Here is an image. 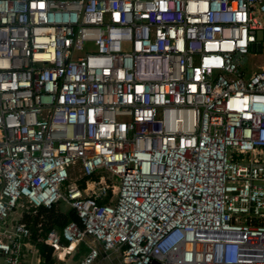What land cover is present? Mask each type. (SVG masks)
Listing matches in <instances>:
<instances>
[{
	"label": "built area",
	"instance_id": "1",
	"mask_svg": "<svg viewBox=\"0 0 264 264\" xmlns=\"http://www.w3.org/2000/svg\"><path fill=\"white\" fill-rule=\"evenodd\" d=\"M262 55L264 0H0L4 264L24 202L77 212L60 260L264 264Z\"/></svg>",
	"mask_w": 264,
	"mask_h": 264
},
{
	"label": "trees",
	"instance_id": "2",
	"mask_svg": "<svg viewBox=\"0 0 264 264\" xmlns=\"http://www.w3.org/2000/svg\"><path fill=\"white\" fill-rule=\"evenodd\" d=\"M89 178H83L79 181L81 187L85 186V182ZM94 179H99V176H95ZM69 185V184H68ZM22 210V218L20 222L25 223L31 230L30 243L38 250L39 257L41 258V264H59L61 263L54 255L53 248L47 246L43 242L38 241L39 237H45L46 234L54 229H63L71 222L79 223L80 219L77 212L72 209L65 202H59L51 209L47 208H35L29 203L24 202ZM42 225V227H40ZM78 252H82L83 248H79Z\"/></svg>",
	"mask_w": 264,
	"mask_h": 264
},
{
	"label": "rangeland",
	"instance_id": "3",
	"mask_svg": "<svg viewBox=\"0 0 264 264\" xmlns=\"http://www.w3.org/2000/svg\"><path fill=\"white\" fill-rule=\"evenodd\" d=\"M92 47H89L88 50H91ZM264 66V55L262 56H252L249 58V62L247 63V70L249 71V73H252L253 71L257 70L255 66ZM75 174L74 179L77 178V176H79L80 171L79 170H75L73 172ZM73 181V180H72ZM22 218V210L18 209L15 213L12 214L9 223L13 224L16 223L18 221H20ZM38 250L36 249H31L30 252H26V256H25V264H41V258L39 257V254L37 252ZM80 253V252H79ZM74 256V257H73ZM81 255L79 254H75L73 253V255L68 256L65 261H63L62 263L59 264H78L81 260ZM0 264H4V260L2 257H0Z\"/></svg>",
	"mask_w": 264,
	"mask_h": 264
},
{
	"label": "crops",
	"instance_id": "4",
	"mask_svg": "<svg viewBox=\"0 0 264 264\" xmlns=\"http://www.w3.org/2000/svg\"><path fill=\"white\" fill-rule=\"evenodd\" d=\"M79 254V255H81V258H83L85 255H86V253H87V249L86 248H84L83 247V251L81 252V253H79L78 251H75V253H74V255L75 254ZM73 255V254H72ZM74 257V256H73ZM61 263L63 262V261H65V260H60L59 258H57Z\"/></svg>",
	"mask_w": 264,
	"mask_h": 264
},
{
	"label": "water",
	"instance_id": "5",
	"mask_svg": "<svg viewBox=\"0 0 264 264\" xmlns=\"http://www.w3.org/2000/svg\"><path fill=\"white\" fill-rule=\"evenodd\" d=\"M153 264H159V263H157V262H154Z\"/></svg>",
	"mask_w": 264,
	"mask_h": 264
},
{
	"label": "snow or ice",
	"instance_id": "6",
	"mask_svg": "<svg viewBox=\"0 0 264 264\" xmlns=\"http://www.w3.org/2000/svg\"><path fill=\"white\" fill-rule=\"evenodd\" d=\"M42 6V5H41Z\"/></svg>",
	"mask_w": 264,
	"mask_h": 264
}]
</instances>
